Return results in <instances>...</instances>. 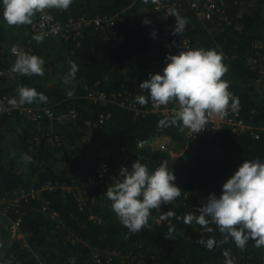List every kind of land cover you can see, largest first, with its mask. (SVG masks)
<instances>
[{"label": "trees", "instance_id": "obj_1", "mask_svg": "<svg viewBox=\"0 0 264 264\" xmlns=\"http://www.w3.org/2000/svg\"><path fill=\"white\" fill-rule=\"evenodd\" d=\"M222 1L228 23L218 15L198 16L187 0L176 3L188 20L184 33L192 49L222 54L227 67L222 79L239 99L236 112L250 126L242 133L229 126L207 127L197 135L176 126L160 128L158 121L170 116L151 112V101L140 112L113 102L114 94L134 101L147 97L140 83L162 74L165 57L172 54L160 43L163 14L154 10L153 0H74L67 10H47L64 26L81 16L114 21L98 26L91 21L75 37L68 31V37H44L41 42L30 38L39 13L31 25L10 26L0 17V69L14 65L13 45L27 44L25 51L45 61L42 77L1 76L0 99L16 96L22 86L48 98L27 105L36 111L35 118L17 110L0 113V264H226L225 252L233 264H264V247L257 248L253 240L241 250L231 241L220 243L223 236L213 224L208 231L195 221L178 219L198 216L208 196H219L244 160L264 161V74L249 60L257 57L254 43L264 40V0ZM145 18L150 25L142 23ZM70 61L78 71L66 86ZM69 90L74 92L71 98ZM95 92L107 99L95 100ZM155 136H168L173 146L137 148L139 141ZM181 149L172 161L171 151ZM131 153L128 168L140 160L152 171L167 161L182 190L170 204L153 209L147 225L136 233L119 222L104 194L120 179L116 170ZM103 163L108 170L102 181L86 184ZM170 210L175 216L161 220ZM17 220L15 235L9 227ZM201 238H214L217 246L208 250L199 245Z\"/></svg>", "mask_w": 264, "mask_h": 264}, {"label": "clouds", "instance_id": "obj_2", "mask_svg": "<svg viewBox=\"0 0 264 264\" xmlns=\"http://www.w3.org/2000/svg\"><path fill=\"white\" fill-rule=\"evenodd\" d=\"M74 0H0V17L10 26L31 25L33 17L39 13L41 20L51 22L53 17L47 10H67ZM148 3V0H144ZM155 2V0H153ZM173 35L184 34L188 20L175 13ZM142 23L150 25L145 18ZM56 31L55 28L52 29ZM152 36L156 32L151 33ZM43 35H34L37 42ZM11 52L16 56L12 72L19 76H44L45 61L42 57L30 54L22 48L13 46ZM167 63L162 74L150 76L139 85L147 97L139 95L135 102L145 105L151 101L154 109L174 103L177 107L170 117L158 121L157 126L165 128L176 126L180 131L190 130L196 135L205 130L207 117L212 114L224 117L229 111L239 109V99L228 90L229 84L222 77L227 72L222 54L214 49H190L180 51L178 55H166ZM70 69L63 79L66 86H71L76 78L78 65L70 61ZM66 95L71 98L74 92ZM47 96L34 88L19 87L17 95L7 100V106L0 101V113L21 108L35 102L46 103ZM195 135V136H196ZM24 161L31 162L25 155ZM118 179L107 186L104 194L112 202L111 207L119 222L130 232H139L149 221L151 211L160 209L180 197L182 190L174 183L176 177L169 170L167 161L150 171L147 165L137 160L131 168H121ZM199 215L192 214L183 219L184 223L193 221L201 227L209 224L216 226L222 234L220 243L232 242L243 250L250 240L257 248L264 247V161L244 160L238 170L222 185L219 196L210 194L207 203L198 209ZM175 216L167 211L160 216L161 220ZM212 231L211 228H207ZM199 245L212 250L217 246L214 238L199 239ZM226 264H233L227 252L224 253ZM70 264H74L71 261Z\"/></svg>", "mask_w": 264, "mask_h": 264}, {"label": "built area", "instance_id": "obj_3", "mask_svg": "<svg viewBox=\"0 0 264 264\" xmlns=\"http://www.w3.org/2000/svg\"><path fill=\"white\" fill-rule=\"evenodd\" d=\"M176 1L180 0H155L153 3L154 10L159 11L163 14V20L161 22V29H160V35L159 40L160 43L163 45L164 48H167L172 52L171 55H178L180 51H187L192 49L191 40L189 37L186 36V34H176L173 35V28L175 27V13H179V10L177 9V3ZM187 4H189V8L194 11H196L197 15L205 18L210 19L213 15H218V17L224 21L225 23H228V17L225 14V8L223 6L224 2L222 0H187ZM180 15V13H179ZM94 22L95 25H101L103 22L107 21L110 24H113L114 17L110 18H102L97 17L94 19L88 20L86 17L81 16L77 19H69V22L67 25H61L57 20L54 18L51 22H44L40 18L34 22L31 26L32 36L30 38H33L34 35H43L44 37H52L55 39L59 38H65L68 37L69 33L68 31L73 32V36H77L80 34L81 27L87 25L89 22ZM55 28L56 31L53 32L52 29ZM18 48H22L26 50L28 45L24 46H18L13 45ZM11 46V48L13 47ZM10 48V51H11ZM255 48V55H257L256 58L251 57L249 58L251 63H257L259 67V73L264 74V40H258L254 43ZM12 53V52H11ZM13 55V54H12ZM15 56V55H13ZM16 57V56H15ZM11 66L8 70L0 69V77L3 76L5 73H13ZM12 97H1L0 101H3L5 103V106H7V100ZM93 98L95 100H106L107 95L102 92H95L93 94ZM113 102H120V104L124 107L131 108L136 110V112H140L145 105H139L131 98L124 97V95L121 94H114L112 95ZM120 99V100H119ZM177 107V105H166L161 106L159 109H154L152 105V111L153 113H158L161 115H169L171 116L173 113V110ZM11 110H17L22 114H26L29 118H35L37 116V113L34 109L31 107L25 105L21 108L17 109H11L9 107V111ZM48 115H51L49 111H46ZM71 115L74 114V111H70ZM102 120V119H101ZM89 123V122H88ZM94 122L93 124H95ZM223 126H229L232 131L242 133L245 132L246 129H249L250 126H248L243 119H241L237 112L229 111L228 114L224 117L217 116L216 114L209 115L207 117V123L205 125V128H221ZM206 130V129H205ZM254 137H258V134L253 133ZM159 136L151 137L149 139L141 140L139 141L136 146L137 148L145 147V146H153L155 143H157L156 139ZM159 148H164V144L161 143L158 145ZM133 159V153H131V156L127 157V161L123 162L116 170V174L119 177V173L121 168L127 167L128 163L132 161ZM175 158L172 157V161H174ZM108 170L107 163H103L100 168L97 171V176L94 178H91L88 183L86 184H97L98 182H101L104 176L106 175V172ZM19 220L13 221L9 227V230L11 233L18 235L19 233Z\"/></svg>", "mask_w": 264, "mask_h": 264}, {"label": "rangeland", "instance_id": "obj_4", "mask_svg": "<svg viewBox=\"0 0 264 264\" xmlns=\"http://www.w3.org/2000/svg\"><path fill=\"white\" fill-rule=\"evenodd\" d=\"M156 140H157L156 141L157 143H155L153 145V147H155V148H159L158 145L161 144V143L164 144V148H159V149H168V148H171L173 146L172 143H171V140H170V138L168 136H159ZM182 152H183V149L176 150V151L172 150L171 151V155H172V157L177 159L181 155ZM14 201H16V199Z\"/></svg>", "mask_w": 264, "mask_h": 264}]
</instances>
